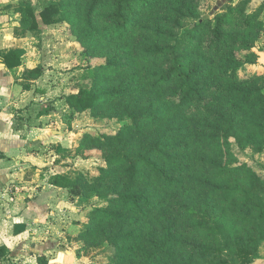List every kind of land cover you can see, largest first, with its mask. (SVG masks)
<instances>
[{
  "label": "trees",
  "instance_id": "1",
  "mask_svg": "<svg viewBox=\"0 0 264 264\" xmlns=\"http://www.w3.org/2000/svg\"><path fill=\"white\" fill-rule=\"evenodd\" d=\"M163 1L77 0L70 21L76 19L74 24L83 28L84 36L102 42L110 38L132 43V46H126V49L132 50H125L124 56H121L124 62L114 60L100 69L119 68L120 73L129 69L136 73L123 88L105 92L85 88L67 95L66 101L72 111H82L94 108L96 102L105 97L135 100L132 109H129L130 102L126 101L128 106L124 113L132 120L131 125L124 123L127 132L141 131L143 124L147 130H152L153 119L166 121L168 124L161 130L156 143L144 152H111L105 157L111 164L123 163L120 175L126 179V189L112 199L121 207L130 209L131 217L140 223L154 212L163 216L166 210L184 214L190 206H194L196 217L202 215L203 221L192 223L186 227L187 230L205 232L203 240H212L220 237L225 227H230V233L222 236L223 245L230 249V242L235 243L245 253L237 260L233 254L224 255L223 247L213 248L201 242L194 244L192 250H197L203 260H208L211 255L210 264H251L258 257L259 246L264 240V195L249 187H264V180L247 163L228 165L223 149L232 144L229 138L241 147H256L264 143V74L255 75L247 81L239 80L237 70L240 62L231 49L235 46L250 50L247 36L256 25H262L258 16L264 9V3L254 11H247L251 0H240L235 7H228L225 16L238 17L237 26L244 37L236 41L230 33L226 34L222 30L225 24L223 18L218 15L210 40L197 49L195 55L189 56L182 49L195 41L197 29L210 25V20H202L178 33L173 29L160 30L157 38L163 39L162 43H147L148 37H139L141 30H148L146 27L150 25L167 24L166 20L157 21L164 18ZM84 3L87 5L84 6ZM138 9L146 13L144 26H138V21L143 19H136ZM13 10L20 15L19 25L16 26L19 33L36 30L40 24L47 26L67 19L62 16L65 10L59 2H52L36 11L35 5L26 0L14 5ZM172 11L170 9L168 13L173 15ZM175 12L184 16L178 9ZM203 52L207 56L202 62L192 68L187 65L188 59L194 61L197 54ZM21 55L22 49L14 48L2 56L1 62L8 69H13L21 64ZM142 62L150 64L152 82L147 78L148 74L140 75L136 70L140 69ZM36 70L38 68L35 67L29 71L32 79L33 74L38 75ZM205 74L216 76L219 81L202 83L201 78ZM165 86L169 89L166 95L163 94ZM143 101L149 103L144 110H138L136 104ZM48 112L45 109L38 114L42 116ZM174 121L178 122L176 127ZM106 174L100 177L104 179ZM50 184L80 191L84 188V178L57 173L52 175ZM108 217L110 222L125 218L121 211L109 213ZM136 217L142 219L137 220ZM145 227L139 224L137 229H131L124 235L118 234L113 241L132 240L143 244L141 236L146 234ZM232 233L236 238L228 241ZM177 238L171 226L166 229L165 237L158 241L149 233L147 242L144 241L146 248L143 246L142 254H139L140 264H160L172 257L182 242ZM131 252L136 253L135 250ZM9 253L5 245H0V263L8 259ZM44 258L38 256L37 263L47 264ZM120 258L121 255H118V262L122 261Z\"/></svg>",
  "mask_w": 264,
  "mask_h": 264
},
{
  "label": "rangeland",
  "instance_id": "2",
  "mask_svg": "<svg viewBox=\"0 0 264 264\" xmlns=\"http://www.w3.org/2000/svg\"><path fill=\"white\" fill-rule=\"evenodd\" d=\"M22 1L26 0H0V20L11 26H18L20 15L13 10L12 6ZM29 1L35 5L36 11L52 2H59L65 10L62 16L68 20H61L47 26L40 24L36 30L19 34L22 55L21 64L18 67L21 71L20 77H23L20 81L22 85L13 86L16 91L12 96L9 89L8 93L2 96L0 147L10 154L12 150L9 143L11 140L14 142L10 135H15L19 138L18 143L21 144L23 153L18 156L21 165L14 164L13 166L9 158H0V165L5 163L12 167V172L19 171V167H28L24 170L25 178L23 177L24 180L21 181L33 180L31 172L34 171L35 182L30 188L28 187L30 190H27V187L22 189L20 188L21 181L19 183L17 176L1 175L6 180L5 186L8 194L5 193V196L14 198L11 192L16 193L17 191L18 197L21 198L17 203L13 202L15 198H9L13 204L8 201L2 206L3 209L5 208L4 211L22 214L26 210L30 211L32 207L40 218L35 225L44 224L45 226L44 234L47 241L45 243L53 245L51 251L54 249L57 251L59 245L73 248L74 260L70 259L66 264H140L139 254H142L143 246L146 248L144 241L147 242L149 233L158 241L165 237L166 229L170 226L174 236L179 237L177 239L182 242L175 249L174 255L164 259L160 264H210L208 261L213 259L211 255L208 260H203L198 256L197 250V252L192 250L197 242L205 243L204 245L207 246L211 245L213 248L223 247L224 255L233 254L237 260H240L242 253H245L242 248L230 242L232 248L228 249L222 243V236L230 233V227H225L223 234L212 240H203L205 232H192L191 229H186L192 223L203 221L202 215L196 217L197 214L192 208L194 206H190L184 214L174 211L170 213L166 210L163 216L154 212L152 216L140 223L131 217L130 209L121 207L117 201L112 199L120 191L126 189V179L120 175L123 163L111 164L105 160V157L111 152L123 151L131 154L144 152L156 143L158 135L168 123L164 120L153 119L152 130H147L143 124V130L127 132L124 123L131 125L132 120L127 118L128 114L124 113L128 106L126 101H129L126 98L105 97L98 100L94 108L72 111L66 101L67 95L78 93L85 88H92L97 92L111 91L115 88H123L125 83H128L132 74L136 73L135 71L127 69L120 73L119 68L105 71L100 68L114 60L124 62L122 58L124 51L132 50L126 49V46L127 44L132 46V43H122L110 38L102 42L84 36L83 28L81 26L78 28L74 24L76 19L70 21L74 14L73 5L77 0ZM239 1L165 0L162 2V7H165L164 18H159L157 21L160 23L166 20L167 24L157 25V27L150 25L146 27L148 30H141L139 37H148L147 43L152 41L162 43L163 39L157 38L160 30L173 29L178 33L208 19L210 25L197 29L195 41L186 45V49H182L184 54L193 56L197 49L205 46L210 40L215 18L220 15L225 23L222 30L226 34L230 33L231 38L239 41L244 35L237 26L238 17L225 16L228 7H235ZM261 3H264V0H251L247 11L256 10ZM86 5L84 3V6ZM170 9L173 10V15L168 13ZM175 9H178L184 16L177 15ZM143 17H146L145 11L138 9L136 19ZM144 18L138 21V26H144ZM258 20L262 21V25H256L253 32L247 36V42L251 46L250 50H241L235 46L231 48L235 58L240 62L237 77L241 81L264 74V9L258 16ZM204 56H207L204 52L197 54L194 61L192 58L187 60V65L192 68L202 62ZM137 59H140L139 54ZM149 65L148 62H142L140 69L136 68V70L140 75L148 74L147 78L152 82L153 76L150 75L153 70L149 69ZM35 67L38 68L35 71L38 75L33 74L34 79H32L28 74L30 69ZM10 81L11 78H9ZM201 81L206 84L210 81L217 83L219 80L216 76L205 74ZM168 92V87H163V94L166 95ZM209 94L210 92L207 95ZM176 101H179V97H176ZM129 102V109H132L135 100ZM148 103L138 102L136 106L138 110H144ZM45 109L49 112L40 116L38 113ZM175 120L178 121V118ZM173 124L176 127L178 122L174 121ZM157 126L158 128H155ZM119 131L121 133L117 134ZM229 140L232 144L229 148L223 149L224 159L229 160L228 165L247 163L264 180V143L256 147H241L232 139L229 138ZM29 165L34 169L29 170ZM57 173L81 176L84 178V188L74 191L71 188H59L50 184L52 175ZM105 173L107 174L104 179L101 178L100 175ZM16 183L19 185L18 190H16ZM249 188L264 195V187L260 185L254 187L251 185ZM36 197H41L39 204L25 203V198L35 199ZM120 211L125 217L124 220L107 221V218H110L109 213ZM138 217H136L137 220L142 219ZM139 224L146 226V234L141 236L143 244L134 243L132 240L113 241L118 234L124 235L131 229H137ZM60 232L67 233L66 236L70 238L58 240L57 235ZM209 233L211 234L210 231ZM232 238H236L234 233L232 236L230 234L228 241ZM35 239L44 241L41 235H36ZM148 247L150 248L149 245ZM132 250L136 253L131 252ZM258 252L256 259H262V261L257 264H264V240ZM40 255L46 259L53 256L51 253L47 254L48 257L44 254ZM118 255H121V262H118Z\"/></svg>",
  "mask_w": 264,
  "mask_h": 264
},
{
  "label": "crops",
  "instance_id": "3",
  "mask_svg": "<svg viewBox=\"0 0 264 264\" xmlns=\"http://www.w3.org/2000/svg\"><path fill=\"white\" fill-rule=\"evenodd\" d=\"M19 34L20 33L18 32L16 26H11L5 21L0 20V107L3 102L2 96L8 93V89L10 90V94L12 96L13 92L16 91L13 86L20 87L19 85H22L20 81L23 77H20L21 71L19 67L8 69L5 64L1 62V58L5 53L13 50L14 48L21 47L19 46ZM9 78H11L10 82ZM10 137L14 140V142L11 140V143H9V147L12 152L9 154L8 151L6 152L2 149V147H0V158H9L13 162V166H19L21 165V161L18 159V156L23 153L22 146L18 143L19 138L17 136L10 135ZM31 165L33 166L34 163L32 162ZM31 165H29V170L34 169ZM25 169H28V167H19V171L12 172V167L7 166L5 163L0 165V245H5L10 251L8 259L2 261L0 264H38L37 256L44 254L48 257V253H51L53 256L51 258L48 257L47 264H66L68 260H74L73 248H70L67 245L64 247L59 245L57 251L55 249L51 251L53 245L45 243L47 242L44 234L45 226L44 224L35 225L36 222H39L40 218L38 217L37 212L32 210V207H30L32 212H30L31 210H26L22 214L7 213V211H4L5 208H2V206L5 205L11 197L5 196V193L7 192V187L5 186L6 180L3 179L1 175H9V177L17 176L20 183V181L25 178L23 175ZM31 173L33 174V180L27 179L26 181H21L20 184L22 186H20V188H30L32 183L35 182V173L34 171ZM16 184V190H18L19 185L18 183ZM29 188L27 190H30ZM7 194L8 193H6V195ZM11 194L14 195L15 198L14 199L12 196L11 199H14L13 202L17 203L18 200L21 199L18 197L17 191L16 193L12 191ZM40 199L41 197H36L35 199L25 198V203L28 205H33L35 203L39 204L41 201ZM9 202L10 204H13V202ZM36 235H41L44 241H38L35 239ZM66 235L67 233L60 232L59 235H57V239L60 241L63 240V238L69 239L70 237H67ZM261 261L262 259H256L253 264H257V262L259 263Z\"/></svg>",
  "mask_w": 264,
  "mask_h": 264
}]
</instances>
